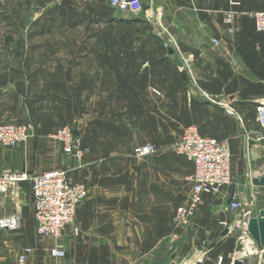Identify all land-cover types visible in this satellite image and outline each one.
<instances>
[{
    "label": "crops",
    "instance_id": "1",
    "mask_svg": "<svg viewBox=\"0 0 264 264\" xmlns=\"http://www.w3.org/2000/svg\"><path fill=\"white\" fill-rule=\"evenodd\" d=\"M19 1L21 5L47 6L51 0ZM84 1L52 0V5L63 13L65 6L77 9ZM87 1L110 6L109 0ZM143 1L146 12L142 22L152 17L158 41L150 61L144 60L143 48L137 59L120 63L119 94L127 104L117 114L134 115L135 126L142 130L146 126L154 134H172L171 140L156 137L150 141L156 142V154L161 156L157 159L165 162L170 154L175 155L189 172L137 174L136 184L102 190L92 188L87 181L88 197L61 239L37 233L30 182H23L10 196L0 193V216H20L17 229L0 227V264H217L221 255L224 264H234L237 259H242V264H264V251L245 255L236 250L240 228L231 235L225 230V223H233L240 211L228 208L232 192H239L241 198L250 197L252 204L261 203L252 216L264 208V185L253 183L254 178L264 175V142L252 140L249 153L243 151V133L260 130L264 134L255 112V100L264 98V35L257 32L251 15L264 10V0ZM9 3L12 7H6ZM15 4L17 0H0V21L5 20L4 13L14 11ZM228 9L237 12L233 33L223 21ZM11 17L5 22L10 25L6 31L15 35L16 19ZM214 38L221 44H214ZM169 47L179 55L182 67L168 53ZM41 51L39 46L26 44L0 47V121H33L37 132H52L63 124L82 132L83 125L87 127L92 119L94 123L95 117H80L78 63L55 59L32 62V53ZM198 90L216 102L199 96ZM189 125H197L205 136L229 139L232 183L220 194H205L192 224L177 228L176 210L184 203L178 204L177 192L181 191L178 197L189 195L192 183L188 177L194 172V164L169 147ZM127 143L118 148L136 146L142 140ZM41 147L42 155L37 157L42 161H35L25 146H0V174L7 169L43 172L67 163L51 143ZM57 246L65 250V256L51 254ZM25 247L32 252L19 263Z\"/></svg>",
    "mask_w": 264,
    "mask_h": 264
},
{
    "label": "rangeland",
    "instance_id": "2",
    "mask_svg": "<svg viewBox=\"0 0 264 264\" xmlns=\"http://www.w3.org/2000/svg\"><path fill=\"white\" fill-rule=\"evenodd\" d=\"M18 2L20 1L17 0L14 11L11 14L9 13V15H7V12L4 13L5 20L0 21V47L6 44L17 46L20 45L19 43L39 46L42 51L32 53V62L36 63L52 59L73 62L74 64L77 62L81 79L80 117L86 118L89 116L95 117V119L94 123H92V119L87 127L83 125V130L85 128L86 130H82V132L78 128L68 125L73 129L75 135L82 139V146L88 149L82 160H78L74 155L65 152L63 144L51 137L52 134L66 126V124L59 126L52 132L46 133L37 132V124L30 121L28 122L32 126L30 138L26 142L9 148L14 149L19 146H25L26 149L29 148L35 155L33 160L42 161V157H37L38 154L42 155V147L40 148V145L45 147L48 143H51L55 151L57 150V152H60L68 159L67 163L57 165V168L52 169L65 170L72 181L86 183L88 185V194L89 184L87 181L90 182L92 188L102 190L117 187L119 184H136L138 182L135 180L137 174L146 176L153 173L166 172L187 174L189 170L185 167V163L175 155L170 154L165 162L158 161L157 158H161V156L156 154L158 149L156 153L149 156L138 157L135 155L136 147L145 144L147 140L149 142L146 143L155 144V141H150L156 137L161 140H171L172 134H154L149 132L146 126L142 130L135 126L134 115L117 114L119 113L118 110L122 107L125 108L127 104L120 98L119 94L117 77L119 75V65L122 61L137 59L140 54L143 34L139 29L147 26L145 28L148 29L146 32L149 36L146 41L151 43L154 40L152 38L154 37L153 31L158 32V28L155 27V23H152V17L149 15L146 24L138 25L140 27L136 28V22H138L134 21L136 18H126L130 14L112 6L108 8L97 6L87 0L81 3L77 9L65 6L63 13L56 10L57 6L52 5V0L48 1L49 4L47 6H27L18 4ZM9 4L6 7H12V4ZM78 13H80L79 19L76 18ZM11 15L16 19L15 24L17 25L18 33L15 35H8L6 31L7 26L10 25H5V22L9 21L8 17L12 18ZM36 16H39L38 19L33 21ZM139 18L142 19L141 17ZM120 19L129 21L128 23L120 24ZM38 20H40L39 23H37ZM111 20H114L113 23ZM23 32H25V36ZM156 32L155 34H158ZM145 46L150 47L144 54V60L152 56L154 48L149 44H145ZM109 73L112 74L111 77L108 76ZM177 138L169 147L172 151L173 145L180 139V137L179 139ZM135 139L142 140V143L129 148H118L123 143L134 142ZM0 146L5 147L1 144ZM24 171L31 174L45 172ZM121 175H124V177H120ZM127 176L133 177L128 178ZM139 183L141 182L139 181ZM180 192L178 191L176 196L178 204L185 202L188 198V196L178 197ZM182 192L184 193V190ZM30 194H32V189ZM180 195L182 196V193ZM242 201L244 203L243 211L248 209L249 206L251 211L254 209L257 211L261 204H257L255 201L252 204L251 198L244 196ZM241 212L240 210L237 214L239 215ZM228 255L231 258L232 252L230 251ZM216 261L219 264V258ZM224 263L225 261L221 264Z\"/></svg>",
    "mask_w": 264,
    "mask_h": 264
},
{
    "label": "built area",
    "instance_id": "3",
    "mask_svg": "<svg viewBox=\"0 0 264 264\" xmlns=\"http://www.w3.org/2000/svg\"><path fill=\"white\" fill-rule=\"evenodd\" d=\"M233 4H237L236 2ZM109 5L122 12L130 14L128 19L142 17L146 12L143 0H109ZM237 12L234 9L224 11L223 21L228 30L235 31L234 22ZM257 32L264 35V10L252 12ZM138 17V18H139ZM216 45L221 44L218 38L213 39ZM170 48V47H169ZM182 67V66H181ZM155 92L159 93L157 90ZM198 95L214 103L215 99L202 90ZM256 121L260 128H264V98L255 100ZM32 126L28 123L0 122V144L5 147H15L26 142L31 136ZM63 144L65 152L82 160L88 149L82 146V139L75 135L73 129L66 125L51 135ZM264 141V134L258 130L245 132L243 151L245 155L251 150V141ZM173 151L185 157L194 164V172L188 177L192 183L187 200L176 210L174 224L177 228H187L194 221L198 208L203 202L205 194L217 195L232 183V153L229 139H218L203 135L197 125H189L183 129L180 139L173 145ZM157 152L153 143H145L136 147L135 155L149 156ZM23 182H30L34 217L37 233L41 237L61 239L67 226L74 223L79 205L88 196V185L84 182L72 181L65 170L51 169L43 173L31 174L24 170H4L0 174V193L10 196ZM228 208L233 211L241 210L233 223H225L226 234H232L240 228L238 242L243 245L240 252H257V244L248 232V222L252 217L251 207L243 211L244 203L239 192L229 195ZM20 225L18 213L0 216V227L17 229ZM75 234L79 229L74 228ZM178 238V234H174ZM250 249V250H249ZM32 248L25 247L18 261L24 263ZM239 252V251H238ZM56 257L65 256V250L59 246L51 249ZM224 258L219 257V264Z\"/></svg>",
    "mask_w": 264,
    "mask_h": 264
},
{
    "label": "water",
    "instance_id": "4",
    "mask_svg": "<svg viewBox=\"0 0 264 264\" xmlns=\"http://www.w3.org/2000/svg\"><path fill=\"white\" fill-rule=\"evenodd\" d=\"M168 53L174 57V62L178 66H182V61L179 55L175 52L174 49L168 48ZM254 184L264 185V175L256 177L253 179ZM248 232L252 239L257 244V250L259 252L264 251V208H261L259 213L255 216L250 217L248 222ZM237 251L243 250V245L241 242H238ZM234 264H242V259L235 260Z\"/></svg>",
    "mask_w": 264,
    "mask_h": 264
},
{
    "label": "trees",
    "instance_id": "5",
    "mask_svg": "<svg viewBox=\"0 0 264 264\" xmlns=\"http://www.w3.org/2000/svg\"><path fill=\"white\" fill-rule=\"evenodd\" d=\"M66 7H67V8H72V7H70V6H66ZM77 16H78V15H77ZM77 16H76V18L79 19V16H80V15H79L78 17H77ZM109 19H110V18H109ZM113 21H114V20H111L112 23H113ZM128 21H129V20H127V19H120V20H119V23H120V24L128 23ZM134 21H138V22H136V28H139V27H140V26H138V25H142V24L145 25V24H146V22H142L143 20L140 19V18H136ZM145 27H147V26H144V27H142V29H139V30H141V32H142V34H143V37H142V40H141L143 44L141 45L142 47H141V49H140V53H141L142 49L144 48L143 51H142L143 54H145V53L147 52V50H148V49H147V50L145 49V48L147 47V46H145V44H149V45L153 46V45H155V41H158V39L156 38V36L152 37V38L155 40V41L153 40L154 42L152 41V42L150 43V42H147V41H146L147 38H148V36H149V34H147L146 31H147L148 29L145 28ZM144 43H145V44H144ZM156 43H157V42H156ZM19 44L22 45L21 43H19ZM152 55H153V52H152ZM150 60H151V58L149 57V61H150Z\"/></svg>",
    "mask_w": 264,
    "mask_h": 264
},
{
    "label": "bare ground",
    "instance_id": "6",
    "mask_svg": "<svg viewBox=\"0 0 264 264\" xmlns=\"http://www.w3.org/2000/svg\"><path fill=\"white\" fill-rule=\"evenodd\" d=\"M250 250V249H249ZM244 253V252H243Z\"/></svg>",
    "mask_w": 264,
    "mask_h": 264
}]
</instances>
